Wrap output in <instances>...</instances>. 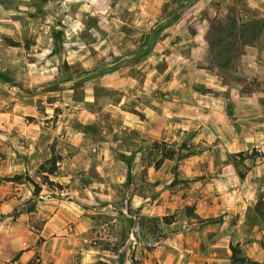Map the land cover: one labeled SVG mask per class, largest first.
Segmentation results:
<instances>
[{
	"label": "rangeland",
	"instance_id": "1",
	"mask_svg": "<svg viewBox=\"0 0 264 264\" xmlns=\"http://www.w3.org/2000/svg\"><path fill=\"white\" fill-rule=\"evenodd\" d=\"M236 243L264 264V0H0V264Z\"/></svg>",
	"mask_w": 264,
	"mask_h": 264
},
{
	"label": "trees",
	"instance_id": "2",
	"mask_svg": "<svg viewBox=\"0 0 264 264\" xmlns=\"http://www.w3.org/2000/svg\"><path fill=\"white\" fill-rule=\"evenodd\" d=\"M165 158H172V151H166L163 155ZM54 172V169H50L49 173L52 174ZM19 181L20 175H16L12 181ZM230 258L229 262L226 264H252V260L243 252V250L240 248L239 244L236 243L235 245L230 246Z\"/></svg>",
	"mask_w": 264,
	"mask_h": 264
}]
</instances>
